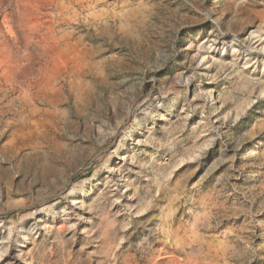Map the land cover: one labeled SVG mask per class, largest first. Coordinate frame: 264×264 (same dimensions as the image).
<instances>
[{
    "label": "rangeland",
    "instance_id": "rangeland-1",
    "mask_svg": "<svg viewBox=\"0 0 264 264\" xmlns=\"http://www.w3.org/2000/svg\"><path fill=\"white\" fill-rule=\"evenodd\" d=\"M0 264H264V0H0Z\"/></svg>",
    "mask_w": 264,
    "mask_h": 264
}]
</instances>
